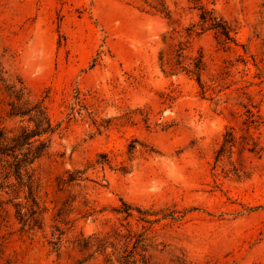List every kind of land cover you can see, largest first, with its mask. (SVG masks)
Segmentation results:
<instances>
[{"label": "rangeland", "instance_id": "rangeland-1", "mask_svg": "<svg viewBox=\"0 0 264 264\" xmlns=\"http://www.w3.org/2000/svg\"><path fill=\"white\" fill-rule=\"evenodd\" d=\"M162 1L168 17L143 0H0L5 76L55 128L34 164L43 227L4 206L0 264H108L84 262L91 250L72 241L140 233L143 216L158 219L145 224L155 264H264V0H200L234 29L228 50L211 32L189 36L193 0ZM180 43L203 56L205 93L173 67ZM7 104L0 82V128L18 129Z\"/></svg>", "mask_w": 264, "mask_h": 264}, {"label": "trees", "instance_id": "trees-1", "mask_svg": "<svg viewBox=\"0 0 264 264\" xmlns=\"http://www.w3.org/2000/svg\"><path fill=\"white\" fill-rule=\"evenodd\" d=\"M143 1L149 11L169 16V11L162 0ZM193 3L195 7H198L200 14L198 22L188 29L189 36L211 32L221 48L228 50L231 45H236L234 29L227 21L215 11L204 8L200 0H193ZM184 46L179 44L173 67L177 71L194 77L202 93H205L208 87L202 83V75L206 70L203 56L200 53L188 58L184 54L187 49ZM254 65L259 71L258 78H264V56L257 65L256 62ZM6 74L0 61V82L8 98V117L18 118L24 125L15 130L0 128V211L4 206H12L15 209V218L23 228L42 229L44 209L40 208L37 201L39 179L34 164L48 152L49 140L44 137L53 134L55 128L50 121L44 102L32 100L23 82L20 79L10 82ZM73 176L68 174L63 184L76 181L77 179ZM2 195L5 198H2ZM122 205L123 209L117 210V213L126 216L123 220L131 219L128 217L132 216V208L124 202ZM136 221L143 224L140 233L127 228L126 233L123 234L120 230L114 229L102 236L80 235L72 241V245L81 253L91 250L84 262L95 259L94 256H103L106 263L112 264L110 256L115 255L116 264H155L149 254L153 246L148 237L149 228L145 224L151 226L158 222V219L151 220L143 216V218H136ZM61 223H64V220L61 219ZM67 223L64 224L67 225ZM55 232H57L56 241L50 242L54 249L64 235L63 230L58 226L55 227ZM109 249H112L111 255L107 253Z\"/></svg>", "mask_w": 264, "mask_h": 264}]
</instances>
